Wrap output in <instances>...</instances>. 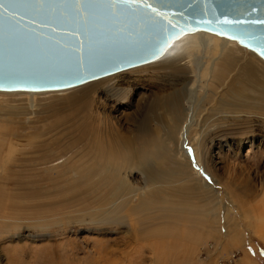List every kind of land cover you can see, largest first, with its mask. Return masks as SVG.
I'll return each mask as SVG.
<instances>
[{"label": "rangeland", "instance_id": "1", "mask_svg": "<svg viewBox=\"0 0 264 264\" xmlns=\"http://www.w3.org/2000/svg\"><path fill=\"white\" fill-rule=\"evenodd\" d=\"M227 41L234 43L228 46L238 56H250L252 51L235 40ZM256 60L264 66L261 59ZM157 61L65 90L32 95L0 91V140L12 132L13 137H8L12 146L34 147L47 139L55 114L67 111L90 83L104 80L102 86H119L124 97L107 102L101 92L93 94L104 106L98 111L125 137L146 126L152 128L159 116L167 125L163 108L153 110L156 96L173 92L167 83L169 71L153 67ZM117 76L124 82L119 83ZM216 116L209 117V124L201 116L185 142L191 154L198 150L201 172L196 176L191 170L176 181H163L162 202L144 210H132L134 197L118 189L125 175L111 179L106 172L88 174V183L82 185L78 180L83 160L80 146L66 155L71 159L69 183L82 191L101 181L93 196L81 194L88 202L89 197L101 200L85 209L72 202L67 208L54 206L63 193L56 194L45 179L37 185L32 174L0 171V264H264V145L258 144L260 135H242L229 127L230 121L215 124ZM108 135L101 134L102 138ZM142 175L132 171L129 183L140 186ZM158 237L162 249L154 260L155 249L145 245H153Z\"/></svg>", "mask_w": 264, "mask_h": 264}, {"label": "bare ground", "instance_id": "2", "mask_svg": "<svg viewBox=\"0 0 264 264\" xmlns=\"http://www.w3.org/2000/svg\"><path fill=\"white\" fill-rule=\"evenodd\" d=\"M223 38L204 31L188 33L175 40L160 60H155L154 68L169 71L167 83L173 91L169 96H156L153 106V110L163 108L169 120L167 125L162 124V116H159L152 128L146 126L132 132L131 138L125 137L124 133L109 124L110 120L103 111H98L104 106L97 96H93L101 92L107 102L116 101L124 97L117 89L119 86H102L107 80L90 83L80 91L67 111L55 114L57 119L47 128V139L40 140L34 147L18 149L13 145L14 148L8 138L13 137L12 132L6 133V137L0 140V171L32 174L33 183L37 185L45 179L56 194L63 193L60 199L52 201L54 206L67 208L72 202L79 209H85L101 200L89 197L88 202L81 194L93 196L101 181L86 186L82 191L76 184L69 183L71 159L66 155L80 146L83 160L78 180L82 185L88 183V174L106 172L111 179L125 175L118 189L130 191L135 199L132 210L135 207L144 210L152 203L162 202L163 181H176L191 170L196 176L201 172L198 150L193 157L194 153L191 154L188 151L190 148L185 147L188 131L199 124L201 116L206 124L212 114L217 115L219 119H213L214 123L230 121L229 127L239 130L242 135H260L258 144L264 145V66L256 59L258 57L263 63L264 60L254 52L248 58L238 56L228 46L234 43ZM117 77L119 83L124 82L123 77ZM155 87L162 91V88ZM27 93L32 95V92ZM217 127L221 128L220 125ZM104 133H109L107 138H102ZM203 139L206 138L203 136ZM173 142L176 147L172 146ZM179 157L185 162H180ZM57 160L60 162L53 164ZM132 171L144 175L140 186L129 183L128 175ZM48 173L52 176L46 178ZM156 239L153 245L147 242L145 245V248L155 249L154 260L160 258L162 249L161 237Z\"/></svg>", "mask_w": 264, "mask_h": 264}, {"label": "water", "instance_id": "3", "mask_svg": "<svg viewBox=\"0 0 264 264\" xmlns=\"http://www.w3.org/2000/svg\"><path fill=\"white\" fill-rule=\"evenodd\" d=\"M197 31L264 60V0H0V91L78 87L155 61Z\"/></svg>", "mask_w": 264, "mask_h": 264}, {"label": "snow or ice", "instance_id": "4", "mask_svg": "<svg viewBox=\"0 0 264 264\" xmlns=\"http://www.w3.org/2000/svg\"><path fill=\"white\" fill-rule=\"evenodd\" d=\"M84 2H86V0H73V4H74V5H75V4H79V3H84ZM108 2L111 3L112 0H108Z\"/></svg>", "mask_w": 264, "mask_h": 264}]
</instances>
